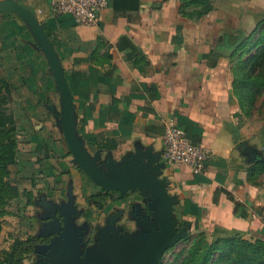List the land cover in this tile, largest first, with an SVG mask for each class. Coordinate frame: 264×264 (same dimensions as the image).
I'll return each instance as SVG.
<instances>
[{
	"label": "crops",
	"instance_id": "0c3cea01",
	"mask_svg": "<svg viewBox=\"0 0 264 264\" xmlns=\"http://www.w3.org/2000/svg\"><path fill=\"white\" fill-rule=\"evenodd\" d=\"M16 1L34 12L55 45L73 94L78 132L92 156L99 153L102 164L109 156L117 162L142 153L161 156L157 163H166L161 177L168 179L169 192L179 200L174 214L181 223L234 228L247 231L245 235H250L256 219L264 224V194L254 185V155L261 154L254 153V125L241 124L233 92L235 58L240 53L220 52L250 37L264 20V0H215L214 10L198 22L183 15L180 0H137V9L123 10L108 0L92 26L78 24L70 15L55 17L52 0ZM8 13L10 24H0V69L18 96H25L32 121L38 119L40 107L55 116L52 108L60 111L61 101L48 59L23 17L0 14ZM169 117L209 149L211 159L203 174H193L184 165L172 166L164 158L163 121ZM25 129V145L35 147L31 153L21 151L19 133L17 169L41 173L50 186L40 190L37 182L28 186L20 175L19 181L11 175L13 183L32 194L30 204L26 197L21 204L34 209L43 196L59 212L64 205L60 207L58 198L69 200L71 207L77 191L74 184L63 190L61 182L73 173L62 174L56 167L63 163L57 157L68 154L64 135L67 151L60 137L44 136L45 127ZM89 133L104 146L91 144L84 135ZM29 154L33 158L27 159ZM223 189L234 201L220 192ZM235 202L240 204L237 212Z\"/></svg>",
	"mask_w": 264,
	"mask_h": 264
},
{
	"label": "water",
	"instance_id": "95a60500",
	"mask_svg": "<svg viewBox=\"0 0 264 264\" xmlns=\"http://www.w3.org/2000/svg\"><path fill=\"white\" fill-rule=\"evenodd\" d=\"M1 12H15L23 17L48 59L61 101V110L58 111L56 108H52V110L58 119L57 123L62 129L74 163L95 185L107 192L120 191L121 195H125L127 192L139 190L149 199L148 208L151 211V216L156 221L155 223L147 218L145 223L146 233L134 235L135 240L142 242L141 247L138 249H142V252H137L139 254L136 253L134 257L126 252L125 247L121 249L118 246L106 247V253H99L96 256L88 253L86 257H82L80 252L76 251L77 248H71L70 244L61 245L50 256L53 259L56 256L60 264H100L101 261H105L106 264H128V261L132 258L131 264H159L167 250L182 240L187 235L190 227L188 225V227L181 229L177 228L180 221L176 219L174 214V205L179 200L176 195L169 192L170 182L168 179L161 177L162 169L165 168L166 163L163 161L157 163L161 156L151 153L131 155L124 157L119 162L109 156L103 164L99 162L101 158L99 153L92 156L88 152L85 140L79 135L73 94L55 45L45 32L44 25L31 9L16 0L0 1ZM243 36L246 38V35ZM241 43H243V40H239L229 48L221 49L220 52L231 55ZM254 151L255 154L258 153L256 150ZM258 160L264 162V158ZM59 213L61 216L64 215L62 210ZM71 214L65 215L63 223L60 224L61 229L64 230V233L61 232V236L72 235V239H77V245L79 239L77 237L80 236V232L73 231L70 233L68 231L70 223L74 226ZM156 224L157 229L154 227ZM53 241L54 239L51 240V244H53Z\"/></svg>",
	"mask_w": 264,
	"mask_h": 264
},
{
	"label": "trees",
	"instance_id": "16d2710c",
	"mask_svg": "<svg viewBox=\"0 0 264 264\" xmlns=\"http://www.w3.org/2000/svg\"><path fill=\"white\" fill-rule=\"evenodd\" d=\"M134 2L115 0L114 4L117 10L137 9L139 2L137 0ZM214 2L215 0H180V11L185 17L198 22L214 10ZM249 34L250 37L236 49L240 56L235 58L236 64H234L233 92L243 107L251 105L257 94L264 92V20L260 21ZM253 50V54L243 59L244 52ZM13 92L12 82L0 69V234L6 223L5 218L8 215H15L10 209L12 203L14 201L21 203L22 197L27 198L28 204L32 202L31 192L11 181L12 167L18 163L20 145L17 117L11 108L14 102ZM81 125H85V120ZM187 134L189 135L188 132ZM84 135L88 136L91 144H96L99 148L104 146L98 143L93 133ZM189 137L191 138L190 135ZM191 140L193 141L192 138ZM70 153L68 148V154ZM102 191L105 193L92 197L94 203L104 204L108 192L104 189ZM220 192L226 193L228 198L234 201L233 195L228 191L223 189ZM234 204L237 212L240 204L237 202ZM241 216L245 217V214L242 212ZM256 222L257 224L255 223L250 231V238H247L245 235L247 231H237L234 228L224 231L221 226L202 227L198 222L193 224L191 221H183L181 225H191L201 231L197 233L191 249L185 253L179 264H264V230H260V225L264 224L261 220L256 219ZM209 235L213 237L212 240ZM13 236L14 239L9 248L0 247V264H25L35 252L34 244L37 241L35 237L23 239ZM172 264H177V259Z\"/></svg>",
	"mask_w": 264,
	"mask_h": 264
},
{
	"label": "rangeland",
	"instance_id": "374dc122",
	"mask_svg": "<svg viewBox=\"0 0 264 264\" xmlns=\"http://www.w3.org/2000/svg\"><path fill=\"white\" fill-rule=\"evenodd\" d=\"M9 15L10 13L0 14V24H3L4 26H8L10 24ZM253 53L254 50L244 52L243 59H247ZM13 96H14V102L11 104V108L13 109L17 117V124L21 139V145H20L21 151H23L24 153L34 151V147H35L34 145L28 146L25 145L24 142L25 139L24 135L28 134V131L26 132L25 128L27 127L29 128V131H32L34 125L41 126V129H44L45 127L44 130L45 137L49 135L55 138L60 137V141L65 147L63 135L61 134L60 129L56 127V125H58L57 123L58 119L55 118L53 113H49L45 108L43 109L42 107H40L41 109L39 110L40 114L38 119L32 121V115L28 114L29 113L28 107L24 103L25 96H18V94L15 91L13 92ZM52 100L50 99V102H53ZM56 101L57 98H55V102ZM238 105L241 110L240 113L241 124L254 125V150H256L258 153L261 154V155H254V185L258 186L261 189V193L264 194V165H263L264 162H260L258 160L260 158H264V92L257 94L255 100L252 101L251 105L249 106L246 105L243 107L239 104V102ZM46 129L47 130L49 129V132H47ZM33 156H34L33 154H29L26 157L27 159H30L33 158ZM70 157L71 156H69L68 154L67 157H63V158L61 155H59L57 159L62 160L63 163L58 162V164L56 165V167L58 168L57 172L66 173V171L68 170L69 174L73 173V175H75L73 176L70 174L71 176L70 175L67 177L65 176L66 181L61 182V188L63 190H67L68 186L70 185L72 186L74 184L75 186L74 189L75 191H77L76 202L74 201V205H70L72 207L71 215L73 216L72 220L74 226L70 223L69 227L72 228L74 232L75 231L80 232L79 234L80 236H82L83 233H86L85 231L82 230L83 227L85 226L89 227L90 224L103 227L106 223L105 221L106 218L109 219L110 217L118 214L117 225L118 226L125 225L128 226L132 232L136 231L134 232V234L132 233L133 237H135L134 235H138L143 232L146 233V226H145L146 221L144 219L140 221L137 220L136 222L134 209L135 207L136 208L140 207L141 209L148 208L149 199L143 197V195H141L140 192L138 191L127 192L126 193L127 196L125 198H117V199L105 198L106 205L103 209H101L99 206L96 205V203H91L88 201V199H86L87 197H89V195L97 192V186L94 185L89 180V178L86 177L81 171H80L81 176L80 177L78 176L79 173L68 161ZM17 174L22 177L21 180H23L24 183L28 186L30 185V183L32 185L33 181L38 183L40 190H46L48 189V186H50L49 184L44 183L45 180L44 181L42 180L41 173H36L37 175H35V173H32V171L26 172L25 170H22L20 172L19 168L17 169V165H16L12 169V177L14 181H19V179H17ZM70 177L72 178L69 180ZM35 188L37 189V187ZM87 188L91 190L89 191L87 190ZM36 208L33 209L31 207L28 209H24L23 204L18 203L16 201L12 203L10 209L15 215H11L10 217H8V220L5 218L6 228L4 230V234L2 233L0 234V247L2 249H7L10 247L11 243L13 242L12 240L14 239L13 235L19 236L23 239H27L31 235L34 236L40 233L41 227H38L39 222L36 219L40 214H42L43 209H40L39 207ZM144 211L147 212V210L145 209ZM184 227H188V225L187 226L183 224L181 225V222L180 225H177L178 229ZM62 231H63L62 233H64V230ZM199 231L201 230H198L194 226L192 227L190 225L187 235L178 243H176V245H173L167 250V252L165 253L163 259L159 264H172L174 261H176V259H177V264H179L182 258L186 255L185 253L191 249L193 239L197 236V233ZM246 237L250 238L249 235H246ZM62 238L65 239V241L64 240L61 241L62 246L69 245L70 242L68 240L72 239V235L66 234V236L64 235ZM77 238L80 237L78 236ZM209 238L210 240H212L213 237L209 235ZM137 243L138 242L136 241L134 244L137 245ZM54 244L55 243L53 244L50 243V245L45 246V249H47V247L53 248ZM99 253L101 254L102 252H96L94 253V255H98ZM214 260L215 257L213 258V261ZM37 261H38L37 256L31 255L26 260L25 264H38ZM58 264H60V262Z\"/></svg>",
	"mask_w": 264,
	"mask_h": 264
},
{
	"label": "flooded vegetation",
	"instance_id": "af4514ba",
	"mask_svg": "<svg viewBox=\"0 0 264 264\" xmlns=\"http://www.w3.org/2000/svg\"><path fill=\"white\" fill-rule=\"evenodd\" d=\"M79 171L81 170L79 169ZM104 193L105 192L102 191V189L97 186V192L89 195V197H87L86 199H88L89 202L94 203V199H92V197L101 195ZM107 194L108 196L105 197L106 199L107 198H111V199L125 198L127 196V194L121 195L120 192H110L109 191ZM140 194L143 195L141 192ZM143 197L147 198L145 195H143ZM57 200L58 201L56 202L59 203L60 207L64 205L63 206L64 207L63 216H61L59 211H57V209L55 208L56 204L50 203L48 199H46L45 197H41L40 200L35 203L36 207L43 209L42 214H40L36 219L39 222L38 227H41L42 232L40 231L38 235L33 236L37 239V241L34 244L35 252L31 254V255L37 256L38 264H58L60 262L56 258V256H54V259H55L54 260L50 255L52 252L56 251L62 245L61 244L62 240L65 241V239L62 238L61 236V232L63 231L61 229L60 224L63 223L62 221H63L64 216L72 212L71 211L72 207H69L67 205L69 200L65 201V199L63 198L61 199L58 198ZM96 205L99 206L101 209H103L106 205V201L104 202V204H96ZM144 209L147 210V212H145ZM144 209H141L140 207H137V208L135 207L134 215L136 218V222L137 220L140 221L144 219L145 221H147V218H148L156 223V221L151 216L152 215L151 211L148 210V208H144ZM117 220H118V214L110 217L109 219L106 218L105 220L106 223L103 227L95 226L92 224L89 225L90 228L88 226L83 227L82 230L85 231L86 233H83L82 236H79L80 238L78 239L77 245H76V240H77L76 238L68 240L70 242L71 248H77L76 251L80 252L82 257H86L88 253H91L93 256H94V253L96 252L106 253V249H107L106 247L108 246H118V247H121V249L122 247H125L126 252H129L131 256L133 257L136 255V252L141 253L142 249L141 250H138V249L141 247L142 242H140L139 240L137 241L133 238V234L136 231L132 232L130 228L125 225L118 226ZM154 227L157 229V224L154 225ZM68 231L72 233L73 229L69 228ZM53 239H54L53 243H55L54 247L53 248L47 247V249H45V246L50 245L51 240ZM136 241L138 242L137 245L134 244ZM131 260H133V258ZM131 260L128 261V264L132 263ZM100 264H106V262L101 261Z\"/></svg>",
	"mask_w": 264,
	"mask_h": 264
},
{
	"label": "built area",
	"instance_id": "2783aa9c",
	"mask_svg": "<svg viewBox=\"0 0 264 264\" xmlns=\"http://www.w3.org/2000/svg\"><path fill=\"white\" fill-rule=\"evenodd\" d=\"M108 5V0H52L51 11L56 16L70 15L81 25H96L99 11ZM164 158L172 166H187L193 174L206 171L211 153L202 144L194 143L174 117L163 121Z\"/></svg>",
	"mask_w": 264,
	"mask_h": 264
}]
</instances>
